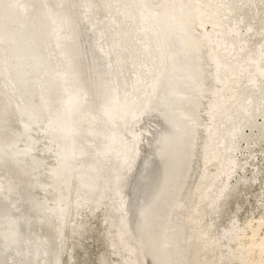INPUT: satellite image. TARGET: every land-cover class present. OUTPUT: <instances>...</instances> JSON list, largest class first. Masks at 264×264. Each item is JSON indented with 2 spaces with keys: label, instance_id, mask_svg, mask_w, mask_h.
<instances>
[{
  "label": "bare ground",
  "instance_id": "obj_1",
  "mask_svg": "<svg viewBox=\"0 0 264 264\" xmlns=\"http://www.w3.org/2000/svg\"><path fill=\"white\" fill-rule=\"evenodd\" d=\"M263 97L264 0H0V264H264Z\"/></svg>",
  "mask_w": 264,
  "mask_h": 264
},
{
  "label": "rangeland",
  "instance_id": "obj_2",
  "mask_svg": "<svg viewBox=\"0 0 264 264\" xmlns=\"http://www.w3.org/2000/svg\"><path fill=\"white\" fill-rule=\"evenodd\" d=\"M261 122H263V121H261ZM248 130H246L245 132L246 133L248 132L247 134H250L251 132H249L250 130L249 131ZM241 144H242L241 145L242 146L241 150H243L244 142H242ZM261 145H262V147H259ZM261 145L259 144V146L258 145L255 146V149H254V150H259V148H260V152L257 151V153H256V154L259 153L258 154L259 157L257 155L258 160L256 158V160L258 162H256V161L252 162V160H251L252 164L254 163V166L257 165V169H253V170H255V171H253L252 168H251L252 166H251V164H250L251 162H250L249 163L250 164L249 167L246 165V167L249 170L245 167L248 172L245 170V172L244 171L243 172L240 171L239 173H237L235 175L236 178H233V181H232L233 184H235V179H236V182H237V180H238V176L237 175L238 174H239V177H240V174L241 175H243V174L246 175V172H247L246 176L250 177L251 174L253 175V173L256 172V170L258 171L259 168H262L264 166V161L261 158L262 155H260L261 154V150L262 149L264 150V148H263L264 144H261ZM244 147H246V145ZM239 157H241L240 159L244 158L242 156V154H241V156L239 155ZM260 159H262L261 161H263V164L260 161ZM258 165L261 166V167L258 168ZM259 175H260L259 176V182L263 184L264 182H262V180H260V178L261 177L263 178V176H261V174H259ZM262 175H264V172L262 173ZM75 181H76L75 190H73V188H72L71 197L73 195L76 196V197L87 196L88 190H87V186H86L85 182L81 178H79L77 176H75ZM263 181H264V178H263ZM257 182H256V184H257ZM260 183H258L257 185L255 184V186L253 185L254 187H251L252 189L250 188L249 192H248V190H244V191H247V193H250V194H248V196H247V193L245 192L246 195H244V194L237 195L239 197L237 199H235L234 197L231 198L232 199L231 200V205H233L232 201H233V203L235 205V202H237L236 200H238V204H241V206H243V208L240 207V209H239L240 205H237V203H236L237 207L234 206V205L233 206L230 205L231 207H229V209L232 208L231 209V213L232 212H235L237 214L239 213L237 219H239L238 221H241L242 224H244L245 220H246V222L248 220L249 221L253 220V221H251V222H253V225L257 224L259 218L262 217L261 214H263V209H264V207H263V205H264V195H263V197H261V199L259 201L261 203H259L257 201L259 199V196H257V194H259V192H260V194L262 193L261 190H263V189H261V187L264 188V186H263L264 184L263 185L261 184V186H260ZM244 191H243V193H244ZM91 196H94V194H91ZM257 197H258V199H257ZM261 206L263 207V209H262ZM233 208H235L237 211H232ZM229 209H228V212L230 211ZM261 211H262V213H261ZM227 214H228V219H231V217L229 218V216H232V214L231 215H230V213H227ZM237 214H235L233 216H236ZM225 217L226 216H224V219H225ZM222 218L220 219V221L223 224L222 226H226L224 224H227L228 219L226 217V219L224 221H222L223 220ZM257 218H258V220L256 222ZM76 221H77V217L74 215V213H72L71 216H70V220L66 221V224H65V226H64V228L62 230V254H61L60 264H82L83 261H86L88 264H97V263L100 264L99 257H100V254L102 253V251L104 250L103 249L104 247H103V245L101 243L99 217H96L95 219H92L91 221L88 222L87 232L84 234V239H83V242H82L83 248L81 250L77 249V247H76L75 235H73V234L71 235V230L74 229ZM221 222L219 224H221ZM238 224H240V223L238 222ZM69 246H70V252L68 251Z\"/></svg>",
  "mask_w": 264,
  "mask_h": 264
}]
</instances>
